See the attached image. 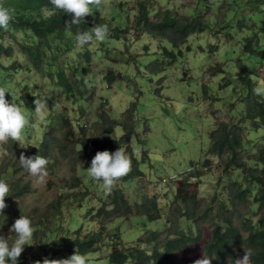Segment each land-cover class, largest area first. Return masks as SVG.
Wrapping results in <instances>:
<instances>
[{"label": "rangeland", "instance_id": "1", "mask_svg": "<svg viewBox=\"0 0 264 264\" xmlns=\"http://www.w3.org/2000/svg\"><path fill=\"white\" fill-rule=\"evenodd\" d=\"M140 2L144 3L151 18L156 15L154 11L160 9H171L177 18L181 15L193 18V13L197 12L204 19L206 28L192 33L181 47L168 38L145 37L144 22L139 19ZM120 3L124 4L120 6ZM100 9L95 16L102 13L109 29L118 26L125 31L116 39L110 37L113 36L110 30L103 42L83 47L94 48V51L90 63L84 55L74 60L77 65H83L81 71L85 68L81 77L65 66L72 85L78 84L79 89L85 91L79 101L67 97L57 76L58 68L65 65L64 59H57L58 46L73 40V33L66 39L56 38L52 48L47 46L48 58H51L52 49L57 53L56 61L48 66L45 58L36 65L24 52L22 42L37 46L31 38L32 32L10 28L0 32V41L12 47L13 56H1L0 65L10 68L8 79L15 94L33 111L35 105L30 102L35 97L31 92H36L38 98L46 102L42 115L34 113L32 119H27L22 143L28 147L21 148L19 143L16 147L29 152L45 135L55 136L58 142L65 144L48 151V175L43 183L34 184L23 169L14 176L13 179L21 177L28 188L20 199L10 200L4 211L23 214L29 219H32L30 216H43L46 220V216L55 212L54 205L61 199L64 225L52 227L58 231L55 235L68 234L74 239L76 233L81 236L93 231L105 233L98 243L100 249L87 254L88 264H110L109 254L118 246L141 245L151 249L153 232L159 234L162 241L172 228L191 231L195 235L201 233V241L192 249H182L164 261V264H193L211 238L212 220L205 216L199 220L182 216L187 206L179 201L177 190L193 171L192 164L198 163L195 167H200L203 160L211 161L199 177L188 179L190 185L184 190L189 197L197 195L200 212L212 205L213 214H217V205L226 203L228 213L240 227L246 222L257 224L264 213V208H251V201L241 206L238 213L234 211L228 199L237 190L234 183L244 179L240 171L224 169L226 157L209 154L214 129L219 128L222 121H242L244 104L251 100L249 97L257 96L247 78L245 82L240 80V70L244 69L242 74L250 78L253 87L264 82V0H105ZM79 66L75 67L79 69ZM73 100L75 104H71ZM102 113L106 116L104 122L100 120ZM67 120L69 124L64 123ZM111 120L117 122L114 132L103 135ZM258 123L262 125L260 120ZM125 127L131 128L128 131L132 132L130 138ZM263 135L262 130L260 136ZM87 140L107 144L106 150L110 152L121 147L130 160L131 154L135 155L143 174L136 169L137 178L130 175V179L122 181L123 177L116 186L126 189L131 203L156 197L161 214L159 219L151 221L140 213L96 218L98 206L103 200H106L105 204L109 203L111 192H105L87 176L86 168L95 156L80 152L81 144ZM5 144L0 143V162L4 158ZM261 147L256 148L255 140L252 141L249 150L241 152L242 160L252 165L250 161L259 156L253 150L264 149ZM131 170H134L132 166ZM152 213L159 214L155 210ZM16 216L6 218L5 222L13 224ZM166 219L169 220L167 224ZM185 219H190L191 224L185 223ZM213 220L218 222L221 218ZM8 226H1L0 231L6 228L9 231ZM47 242L52 244L53 240L33 235L22 256L32 260L33 264L37 260L42 264L40 258L49 249ZM72 254L61 252L52 259H65ZM238 257L242 255L239 253ZM126 264L133 263L128 261ZM212 264L220 263L213 259Z\"/></svg>", "mask_w": 264, "mask_h": 264}, {"label": "trees", "instance_id": "2", "mask_svg": "<svg viewBox=\"0 0 264 264\" xmlns=\"http://www.w3.org/2000/svg\"><path fill=\"white\" fill-rule=\"evenodd\" d=\"M123 4L124 3H120V6ZM0 6L13 10V19L7 28L23 30L25 33H33V37L31 38L37 42V46L34 47L30 44L23 45L22 42V47L24 52L29 54L36 65H38L40 60H44L43 58H45L48 61V66H51L53 62L56 61L57 53L52 49L50 51L51 58H48L46 55V52L48 51L47 48H52V42H54L56 38L61 37L66 39L70 37L68 36L69 34L73 33V40L69 39V41L58 46V52L60 53L57 56V59H64L65 65L58 68L57 76L59 84L64 88L69 99L75 98L78 101L80 99L82 100L85 91L79 89L78 84L72 85L64 68L65 66L72 68L75 70L74 74L81 77L85 68L81 71L83 65H77L74 60L77 56L81 57L84 55L87 62L90 63L94 48L78 49V47H76L75 36L77 32L87 31L92 27L93 21H95V23L109 24L104 18L101 19V16H95L96 12H98L97 9L93 7V14L86 17L85 22L82 21L78 27L73 26L71 31H68L65 27V21L70 19V17L66 16L65 13L57 12L50 18H45L41 13L42 7L47 6L49 9L52 8L49 0H0ZM154 12H156V15L151 18L148 9L146 10L144 7V3H139V19L144 22L143 35L148 38H168L175 45L181 47L192 33H195L196 31H204L206 28L204 19L200 17L197 12L193 13L195 15L193 18L185 15H181L177 18L171 9H160ZM2 30H4V28H0V32ZM110 30L113 35L110 37L116 39L120 38V32L125 31L118 26H113V28L110 27ZM250 46L251 43L247 45V48ZM63 47H65V49ZM75 51H78V54H74ZM5 53L7 55H5ZM180 53L183 54L181 49ZM1 56L4 58H10L13 55L12 47L7 46L0 41V57ZM70 61L72 64H69ZM75 66H79V69ZM15 69L17 70L18 67H15ZM243 70L244 69L242 68L239 72L240 80L245 82V78H247V83L250 85V88L253 89V85L250 83V78L247 75L242 74ZM9 72L10 68L0 65V87H4L8 90L9 93L6 94V99L10 103L13 99L22 108L26 118L32 119V115L35 112L23 98H20L15 94L11 81L8 79ZM248 99L251 100H248L244 104L245 110L241 115V117L245 118L242 121L232 123L222 121L220 127H216L211 134L213 144L212 147L209 148V154L220 156L221 158L226 157L224 164L225 170L231 168L240 171L244 179L243 181H236L234 183V185H237V190L234 194H231V197L228 199V201H230V206L234 207V211L237 213L241 206L246 205L250 201L251 208L252 206L258 207L259 209L264 208V149H256L259 146L264 148V135L263 137L260 136V132L262 130L264 131V127L262 126L264 124V98L253 96V98L249 97ZM30 104L34 105L33 99H31ZM71 104H75V100H73ZM132 108L133 106L131 107L130 112H132ZM241 117L239 119H241ZM100 120L102 122L106 120L104 113L100 115ZM259 120L262 125H259ZM64 123L69 124V121H64ZM249 123L253 125H249ZM116 125L117 122L111 120L110 125L103 130V135L113 133ZM125 129L126 134L131 130V128L128 129L127 127H125ZM251 132H256V134L254 135ZM131 134L132 132H128L129 138L131 137ZM254 140L256 148L253 151L259 156H255L256 159L254 158L250 161L252 162V165H248L247 161L242 160L241 152L249 150L250 143ZM90 141L91 140L83 141L81 144V153L96 154L98 151L106 150L108 147L105 143H95L94 141ZM16 144H18V142L9 140L4 145V158L0 162V180H4L10 188L8 197L5 199L6 204L10 200L20 199L26 193L28 188L27 183H22L21 177L13 179L14 176L22 170L19 164L20 154L22 152L26 156L40 154L47 158L48 151L53 150L54 146L65 145L60 141L58 142L57 137L53 136L52 138H49L47 135H45V137L37 143V146L29 152L18 149ZM210 163L211 161L209 160H203L200 167H195L198 163L192 164L194 168L193 171H191L184 179V182L178 186L177 196H179V201L187 206L186 212L185 214L182 213V216H188V218L192 219L196 218V220L203 219L205 216L212 220L211 238L204 245V252L209 257L215 256L216 258L214 260L218 261L220 264H229V261H234L238 258L239 253L243 256L244 249L252 250L251 264H264V213L258 219L257 224L246 222L243 227H240L235 223L232 215L228 213L229 208L226 203H220V205H217V214H213L212 205H208L206 209L200 212V207L197 205L198 203L196 200L197 195L193 194L189 197L187 193L184 194L186 186L188 187L190 185L188 179L191 176L199 177L201 171H203L202 169L206 167L209 168ZM131 166L134 170H131L128 176H125L122 181L130 179V175L131 177H136V169L139 174H143L137 158L133 153L131 154ZM248 166L253 167L248 169ZM105 202L106 200H103L98 206L100 207L96 215L98 220L104 216L110 219L112 217H125L133 213H140L151 221L161 217V214L158 211V201L156 197L153 199L145 197L139 202L131 203L126 189L119 188L118 186H115L112 189L109 203L105 204ZM54 209L55 212L50 216H46V220H44L45 218L43 216H39L38 218H35V215V217L30 216V218H32L30 219L32 221V226L33 228L35 227L33 229L35 238L40 235L42 238L46 237L53 240L52 244L48 242L46 243L49 249L45 252L42 258H40L42 261L45 257L52 259L61 252L74 253V251L77 250L81 254H88L100 249L98 243L105 235L103 230L98 232L93 231L84 236L76 233L74 239L69 238L68 234L55 235L54 233H58V231L52 230V227L59 224L62 228L64 225L61 199L57 200ZM153 210L157 211L159 214L154 215L152 213ZM197 212H199V214H197ZM12 215H17L15 220L20 217L17 213L11 214L4 211L0 215V227L9 225L8 228H10L12 223L5 221L6 218H11ZM234 216L236 219L238 218L236 214ZM220 218L221 220L218 222L213 220ZM185 220V223L191 224L190 219ZM167 222H169V220L166 219V224ZM170 222L175 221L171 220ZM103 228H105V226H103ZM243 229L245 230L243 231ZM245 231L247 234H245ZM8 232L9 231L6 228L5 230L0 231V234L7 236ZM67 233H69L68 230ZM60 236L61 238H58ZM54 237L57 239H53ZM150 241L153 242V246L150 247L151 249H145V247L141 245H131L130 247L124 246L123 248L118 246L117 249H113L110 252L108 257L109 263L126 264L128 261H131L133 264H164V261L171 258L176 252L182 249H192L195 244L201 241V233L195 235V233H192L191 231L172 228V230H169L167 237L163 241L160 239L159 234L154 232L151 235ZM57 242L59 243L58 245H56ZM19 264H33V261L26 256L21 255Z\"/></svg>", "mask_w": 264, "mask_h": 264}, {"label": "clouds", "instance_id": "3", "mask_svg": "<svg viewBox=\"0 0 264 264\" xmlns=\"http://www.w3.org/2000/svg\"><path fill=\"white\" fill-rule=\"evenodd\" d=\"M52 8L47 6L41 8V13L45 18H50L57 12H63L70 19L65 21L66 30L71 31L73 26H79L85 18L93 14V7L100 10L105 4V0H49ZM13 10L0 6V28L7 29L13 19ZM101 19L103 14L101 13ZM110 34L107 23H95L87 31L77 32L75 36L76 47L83 48L96 42H103ZM87 83V82H86ZM31 91V90H30ZM252 92L257 96H264V82L253 87ZM9 93L4 87H0V143H7L9 140L19 143L21 148L28 146L22 143L23 131L28 124L22 108L12 99L10 103L6 99ZM35 97L34 111L39 116L42 115L46 102L38 98L36 92H31ZM19 164L23 171L31 178L34 184L43 183L48 175V159L44 156H26L23 152L19 156ZM87 176L97 182L105 192H111L121 178L127 176L131 171V160L124 149L119 147L115 152L108 150L98 151L91 160L90 167L86 168ZM10 188L4 181L0 180V212L7 208L5 202ZM11 235L5 237L0 234V264H19V259L25 250V245H29L34 235L32 221L25 215L17 218L9 229ZM14 237V239H13ZM251 249H244V255L229 261V264H251ZM216 257H209L205 252L201 257L194 260L193 264H212ZM35 264H41L37 260ZM42 264H88L87 254H81L77 250L65 259H49L45 257Z\"/></svg>", "mask_w": 264, "mask_h": 264}, {"label": "built area", "instance_id": "4", "mask_svg": "<svg viewBox=\"0 0 264 264\" xmlns=\"http://www.w3.org/2000/svg\"><path fill=\"white\" fill-rule=\"evenodd\" d=\"M194 169V168H193ZM204 170L208 169L207 167L206 168H203Z\"/></svg>", "mask_w": 264, "mask_h": 264}]
</instances>
